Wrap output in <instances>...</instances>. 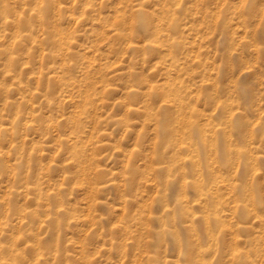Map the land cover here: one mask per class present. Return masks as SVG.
Listing matches in <instances>:
<instances>
[{"label": "rangeland", "instance_id": "rangeland-1", "mask_svg": "<svg viewBox=\"0 0 264 264\" xmlns=\"http://www.w3.org/2000/svg\"><path fill=\"white\" fill-rule=\"evenodd\" d=\"M0 264H264V0H0Z\"/></svg>", "mask_w": 264, "mask_h": 264}, {"label": "bare ground", "instance_id": "bare-ground-1", "mask_svg": "<svg viewBox=\"0 0 264 264\" xmlns=\"http://www.w3.org/2000/svg\"><path fill=\"white\" fill-rule=\"evenodd\" d=\"M191 115H192V117H193V114H192V113H191ZM188 122H189V121H188ZM196 123H197V122H196ZM197 127H198V126H195V125H194V129H198V128H199V127H198V128H197ZM218 132H219V131H218ZM200 135H201V134H200ZM201 139H202V137H201ZM216 143H217V142H216ZM217 146H218V145H217ZM219 146H220V145H219Z\"/></svg>", "mask_w": 264, "mask_h": 264}]
</instances>
